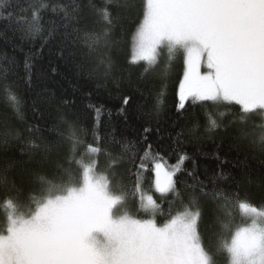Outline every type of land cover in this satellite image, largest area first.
<instances>
[{
	"label": "trees",
	"instance_id": "obj_1",
	"mask_svg": "<svg viewBox=\"0 0 264 264\" xmlns=\"http://www.w3.org/2000/svg\"><path fill=\"white\" fill-rule=\"evenodd\" d=\"M144 4L10 0L0 8V225L6 199L27 205L30 197L41 194V177L57 184L76 180L82 175L79 162L94 160L96 171L108 175L110 187L126 194V209L137 218L147 216L142 194L152 195L158 205L156 223L189 206L199 210L202 245L215 264H229L227 253H218L217 247L245 222L238 204L264 209V147L259 144L264 115L259 110L243 114L234 103L192 99L178 108L182 56L169 61L162 49L151 67L131 62ZM61 8L71 15L66 18ZM105 8L110 25L101 15ZM34 17L42 32L26 38L18 21ZM86 34L101 38L92 45ZM4 85L18 98L19 111L7 102ZM209 116L217 127L209 126ZM147 145L151 151L144 158ZM89 146L100 151L90 153ZM156 153L169 167L182 154L187 156L174 177L175 192L154 190ZM189 172L204 183L207 195L199 192L198 184L192 187ZM214 192L223 198H213ZM193 195L196 204L190 205ZM226 210L231 212L232 233L220 223Z\"/></svg>",
	"mask_w": 264,
	"mask_h": 264
},
{
	"label": "snow or ice",
	"instance_id": "obj_2",
	"mask_svg": "<svg viewBox=\"0 0 264 264\" xmlns=\"http://www.w3.org/2000/svg\"><path fill=\"white\" fill-rule=\"evenodd\" d=\"M9 2L0 0V8ZM61 11L66 18L71 15L65 8ZM101 15L110 25L107 8ZM18 23L26 38L34 39L42 32L35 17ZM86 37L92 45L101 38ZM162 49L167 50L169 61L177 55L183 58L178 108L192 99L234 103L243 114L259 110L264 115V0H145L131 62L144 61L151 67ZM205 67L208 71L202 72ZM3 90L7 102L19 111V100L10 86L4 85ZM123 103H128L127 97ZM209 126H218L211 116ZM259 144L264 147V130ZM88 151L98 153L100 149L89 146ZM150 151L147 145L144 158ZM158 157L159 153L153 156L155 189L161 194L175 192L174 177L182 171L187 156H179L171 167ZM79 163L82 175L76 180L57 184L41 177V194L30 197L27 205L4 201L0 264H215L197 230L199 210L184 208L161 226L153 218L158 211L153 196L141 195V208L149 218H137L126 209V194L110 187L108 175L96 171L94 160ZM140 168H145L142 162ZM188 175L195 182L192 187L198 184L199 192L207 195L196 174ZM139 183L138 177L137 189ZM212 196L223 198L216 192ZM195 204L193 195L190 205ZM238 209L245 222L235 227L230 239L221 240L217 252H226L229 264H264V209L247 202H240ZM230 217L226 210L220 223L232 233Z\"/></svg>",
	"mask_w": 264,
	"mask_h": 264
},
{
	"label": "rangeland",
	"instance_id": "obj_3",
	"mask_svg": "<svg viewBox=\"0 0 264 264\" xmlns=\"http://www.w3.org/2000/svg\"><path fill=\"white\" fill-rule=\"evenodd\" d=\"M164 50L167 51L166 49H164ZM205 68H206V67H205ZM153 173H154V171H153ZM153 184H154V190L156 191V189H155V173H154V183H153ZM156 192L159 193L158 191H156ZM159 194H161V193H159ZM142 195H148V194H142ZM153 199H154V198H153ZM178 213H179V212H176V213L173 214L172 216H174V215H176V214H178ZM154 217H155V216H154ZM154 217H153V218H154ZM146 218H149L148 215H147L144 219H146ZM168 220H169V219L165 220V221L162 222V223H157V224L162 226V225H163L164 223H166ZM240 225L243 226V224H240ZM240 225H239V226H240ZM233 233H234V231H233ZM233 233H232V234H233Z\"/></svg>",
	"mask_w": 264,
	"mask_h": 264
}]
</instances>
